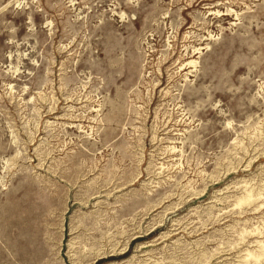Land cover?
Listing matches in <instances>:
<instances>
[{
	"label": "rangeland",
	"instance_id": "1",
	"mask_svg": "<svg viewBox=\"0 0 264 264\" xmlns=\"http://www.w3.org/2000/svg\"><path fill=\"white\" fill-rule=\"evenodd\" d=\"M242 238L264 245V0H0V264Z\"/></svg>",
	"mask_w": 264,
	"mask_h": 264
},
{
	"label": "bare ground",
	"instance_id": "2",
	"mask_svg": "<svg viewBox=\"0 0 264 264\" xmlns=\"http://www.w3.org/2000/svg\"><path fill=\"white\" fill-rule=\"evenodd\" d=\"M242 202H243V199L240 198L238 200L237 205H239ZM170 237H173V236L170 234H167L163 236L162 238H164L163 241L165 240L167 241V239H170ZM256 239H257V236H256ZM153 246L154 245L150 244L148 246H142L140 249H146L148 247H153ZM231 255H233L235 259H237V261L236 260L231 261L232 258L226 257L225 259H222L221 261L216 262V264H264V245L261 241H258V240L250 242V240L248 239L245 240L242 238L240 242L236 244L235 246H233L232 248L229 247L228 249L220 250L216 252L214 255L210 256V259H207L206 260L207 262H205L204 264H213L212 261L216 259H220L221 257H225V256L229 257Z\"/></svg>",
	"mask_w": 264,
	"mask_h": 264
}]
</instances>
